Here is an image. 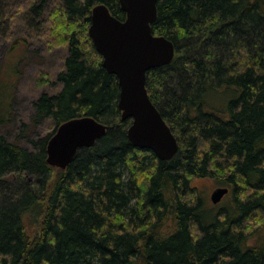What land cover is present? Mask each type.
<instances>
[{"label":"trees","instance_id":"obj_1","mask_svg":"<svg viewBox=\"0 0 264 264\" xmlns=\"http://www.w3.org/2000/svg\"><path fill=\"white\" fill-rule=\"evenodd\" d=\"M97 5L124 20L119 0L26 5L67 55L60 91L33 103L53 132L28 148L0 136V264H264V0H157L151 31L175 55L145 87L178 142L166 162L128 141L117 78L88 37ZM84 116L105 136L49 167L50 137ZM194 179L229 192L211 205Z\"/></svg>","mask_w":264,"mask_h":264},{"label":"water","instance_id":"obj_2","mask_svg":"<svg viewBox=\"0 0 264 264\" xmlns=\"http://www.w3.org/2000/svg\"><path fill=\"white\" fill-rule=\"evenodd\" d=\"M156 3L157 0H119L125 14L123 21L112 16L104 5H97L91 11L88 37L103 68L117 78L121 120H131L128 141L166 162L177 153L178 142L145 87L146 73L169 65L175 55L172 42L151 31ZM107 129V125L88 116L65 121L47 143V165L65 170L80 149L93 147ZM228 192L225 187L215 188L210 202L218 205Z\"/></svg>","mask_w":264,"mask_h":264},{"label":"rangeland","instance_id":"obj_3","mask_svg":"<svg viewBox=\"0 0 264 264\" xmlns=\"http://www.w3.org/2000/svg\"><path fill=\"white\" fill-rule=\"evenodd\" d=\"M29 1L36 4V0H0V115L3 117L0 136L8 143L27 148L39 137L53 132L54 124L50 120L34 119L33 103L42 94L51 96L60 91L56 78L67 55L64 44L50 43L47 14L39 18L28 13ZM12 44L17 46L9 50ZM192 184L211 204L209 197L218 188L215 182L194 179Z\"/></svg>","mask_w":264,"mask_h":264}]
</instances>
